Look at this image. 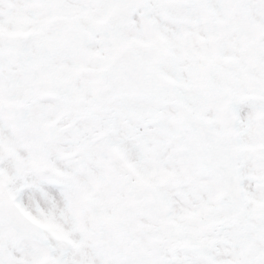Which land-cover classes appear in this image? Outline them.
I'll use <instances>...</instances> for the list:
<instances>
[{
	"label": "snow or ice",
	"instance_id": "1",
	"mask_svg": "<svg viewBox=\"0 0 264 264\" xmlns=\"http://www.w3.org/2000/svg\"><path fill=\"white\" fill-rule=\"evenodd\" d=\"M0 264H264V0H0Z\"/></svg>",
	"mask_w": 264,
	"mask_h": 264
}]
</instances>
